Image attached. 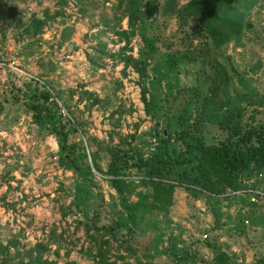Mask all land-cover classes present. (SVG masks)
<instances>
[{
  "label": "rangeland",
  "instance_id": "1",
  "mask_svg": "<svg viewBox=\"0 0 264 264\" xmlns=\"http://www.w3.org/2000/svg\"><path fill=\"white\" fill-rule=\"evenodd\" d=\"M128 1L0 0V264H264V166L199 174L264 140V0L215 7L230 37Z\"/></svg>",
  "mask_w": 264,
  "mask_h": 264
},
{
  "label": "trees",
  "instance_id": "2",
  "mask_svg": "<svg viewBox=\"0 0 264 264\" xmlns=\"http://www.w3.org/2000/svg\"><path fill=\"white\" fill-rule=\"evenodd\" d=\"M125 0H122V2ZM138 0H129L126 5V12L133 11L134 3ZM232 0H190V5L194 9L197 19H200L205 28L210 33H227V37L238 33L239 25L235 28L230 21L222 20L218 16L215 7L219 4L230 3ZM122 9H125L122 8ZM218 19L219 25L212 26L210 19ZM133 19V17H132ZM225 27V30L222 28ZM215 30V32L213 31ZM144 40L150 53L156 52V45L151 37L144 35ZM44 92V91H43ZM41 93L43 96L45 93ZM264 166V140L259 145L250 144L244 148H237L231 144H211L205 145L202 149V155L199 165L200 184L202 188L211 190L215 183L214 179L219 180L225 186L239 187L241 185V176L245 173H250L256 167ZM133 207H130L132 213ZM222 263H227V258L222 255L220 258ZM219 260V259H218Z\"/></svg>",
  "mask_w": 264,
  "mask_h": 264
},
{
  "label": "built area",
  "instance_id": "3",
  "mask_svg": "<svg viewBox=\"0 0 264 264\" xmlns=\"http://www.w3.org/2000/svg\"><path fill=\"white\" fill-rule=\"evenodd\" d=\"M252 193L251 201L256 202L257 198L259 197L260 194H262L259 191H250V194Z\"/></svg>",
  "mask_w": 264,
  "mask_h": 264
}]
</instances>
